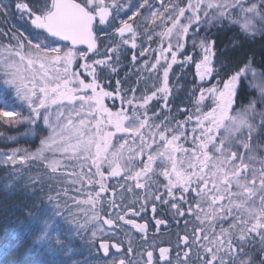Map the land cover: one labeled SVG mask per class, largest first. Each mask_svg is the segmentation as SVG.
I'll list each match as a JSON object with an SVG mask.
<instances>
[{
	"label": "snow or ice",
	"instance_id": "1",
	"mask_svg": "<svg viewBox=\"0 0 264 264\" xmlns=\"http://www.w3.org/2000/svg\"><path fill=\"white\" fill-rule=\"evenodd\" d=\"M9 8L6 0H0V128L18 130L24 126L26 130L19 134L25 137L38 136L40 129L47 132L34 150L17 147L0 151V166L11 169L0 182V191L6 193L5 198L16 192L31 197L22 218L11 229L14 246L26 245L35 257L34 264H90L92 252L99 249L107 256L109 244L99 242L97 232L103 235L100 224L115 221L105 220L97 211L89 216L83 208L88 205L95 210L109 191L104 182L106 166L108 178L120 177L144 190L140 211L151 197L153 213L155 202H160L174 209L176 215H191L198 222L191 241L187 234L180 238L185 250L183 258L177 250V264H264V158L257 160L255 156L256 152L264 156V72H258L249 59L223 82L222 88L198 89L195 111L177 109L178 115H174L169 106L172 66L193 60L191 55L178 60L190 29L193 47L202 26L207 30L224 20L239 25L248 38L264 36V0H142L138 5L131 0H33L31 4L16 0V12L29 25L24 31L7 28ZM129 8H135L130 15L126 11ZM140 9H145L146 15L141 16ZM121 13L127 18L122 19ZM137 16L144 23L134 27L129 21ZM157 20L161 21L160 32L149 28V21L155 25ZM109 29H114L119 43L113 38L105 59L93 58L88 63L89 53H98V33L107 35ZM141 34L140 56L149 51L153 37H158L157 48L151 51H158L159 56L154 57V63L145 60L142 70L159 75L162 69V80L151 90L142 89L139 97L136 88L129 89L132 95L121 97L129 108L113 112L103 101L114 93L103 89L97 69L117 72L122 49L129 44L137 49ZM215 43L209 36L199 40L203 56L195 67L201 81L211 78L213 72L219 75L213 65ZM77 45H87V49L76 51ZM114 56L115 61L109 63ZM78 58L85 61L79 67L91 77L90 82L72 70ZM131 59L136 61L135 53ZM242 78L250 90L258 89L259 95L233 115ZM116 85L118 94L119 80ZM209 98L210 110L204 111V101ZM153 100L162 107L150 108ZM66 108L71 111L66 112ZM0 137L17 142L16 136L2 131ZM36 163L49 177H55L62 168L78 167V171L68 173L71 185H80L75 191L79 193L85 184H98L99 189L94 194L89 192L86 199L70 196L67 188L46 184L42 176H25ZM161 176L166 181L163 191L153 180ZM120 207L110 200L111 209ZM124 211L139 214L135 208ZM81 214L85 216L83 222ZM117 219L123 221L125 216L118 214ZM127 223L141 233L147 232V223ZM187 224L185 220L186 228ZM76 241L87 255L76 248ZM126 251H133L131 244ZM169 252V248L159 249V259L166 264H172ZM146 256L147 264H152V251ZM112 264H125V260Z\"/></svg>",
	"mask_w": 264,
	"mask_h": 264
},
{
	"label": "trees",
	"instance_id": "2",
	"mask_svg": "<svg viewBox=\"0 0 264 264\" xmlns=\"http://www.w3.org/2000/svg\"><path fill=\"white\" fill-rule=\"evenodd\" d=\"M10 3L9 16L6 20V25L8 29L13 31L19 30L23 31L21 28H29L26 18H21L20 14L16 12L14 4L16 0H8ZM31 4L33 0H28ZM132 2V1H131ZM15 25H14V24ZM18 25V27H17ZM14 26V28H13ZM104 35L98 33L100 39L98 40V53H89L88 63H91V60L94 59H105V50L109 44V41L113 38L116 43H119V37L114 36L113 33ZM192 30L190 29L189 36L183 52L178 54V60H182L184 56L191 55L193 60L183 66L180 63L174 64L169 73V86L173 89L172 95L169 97V106L172 108V113L178 115L177 109H186L189 112L195 111L193 105L195 104L197 98L199 97L198 89H208L214 85L222 88L223 82H225L229 76L238 68L242 67L249 59L252 60L253 67L257 69L258 72H264V36H257L255 39L246 37L240 30L239 25L231 24L228 20H224L222 23H213V25L207 30L205 27H201L200 32L196 36L197 46H192ZM204 36H209L212 40H215V51L216 56L213 61L214 67L219 71V75L216 72H213L211 78L206 79L207 81H201L197 75L195 64L199 62L202 58L203 53L199 48V40ZM127 38V37H126ZM143 39L137 37V49H132L130 44L124 47L120 53L119 64L116 65L118 68L117 72H111L108 70L97 69V73L100 77V84L103 86V89L108 92H113L112 97H104V104L111 109L113 112H117L121 107L129 108V106L121 102V97L125 99L132 95L129 91L131 88H136L137 91L135 95L139 97L142 94V89L147 87L149 90L152 89V86L159 84L162 80V69H160L159 75L156 72H153L151 75L147 71H143L144 61L148 60L149 63H154V57L159 56V52L155 53L151 51L153 48H157V40L151 42V47L145 56H140V45ZM145 42V46H147ZM114 46V45H113ZM166 47V44H165ZM133 53L136 54V61H132L131 57ZM170 56V54H168ZM115 61V56L113 63ZM85 61L80 59L75 68V71L81 73L82 78L86 82L91 81V77L84 71L83 68H80L79 65L83 64ZM163 63V60L161 61ZM159 69V66H157ZM139 73V74H138ZM177 77L179 78L177 81ZM120 81V91L117 94V85L116 81ZM218 81L220 82L218 84ZM256 98L253 93L249 90L247 84L244 83L243 78L241 82V89L238 91L237 101L234 105L233 115L237 111H241L245 105L248 104L250 99ZM207 100V99H206ZM212 103V102H211ZM205 111L210 110L209 106ZM161 108L162 104H158L156 100H153L149 105L152 107ZM257 108H260V104L257 103ZM180 119H184L183 115L179 116ZM26 130L22 126L18 130H8L0 128V131L4 132L7 136L17 135ZM39 131V137L42 138L46 136V132L42 129ZM221 134L224 133V129H221ZM121 134H117L119 136ZM255 140V137L253 138ZM40 139H37L35 142H25L20 140L17 143H6L3 137H0V151L7 152L15 147H28L33 150L38 147ZM114 144L117 141L114 139ZM30 144V145H29ZM188 146V145H186ZM256 159H262L264 156L260 152L255 153ZM159 163V161L157 162ZM259 166V165H257ZM32 171L25 173V176L34 175L42 176L45 179V183H51L53 187L56 188H67L69 190L70 196H76L77 198L86 199L88 193L94 189L95 192L99 189V185H87L85 184L81 188L80 192L77 193L75 188L79 186H67L66 177L61 172H58L55 177H49L45 169L39 164L30 165ZM68 171L73 169L67 168ZM67 169H65L67 171ZM105 184L108 185L109 191L103 194V200L101 204H98L95 211L99 212V215L106 219H113V215H124L125 219L123 221L118 220V225L114 228L115 230L120 231V227L123 229L130 225V229L135 234V246L132 248L131 253H127V248L129 245L124 242L123 238L120 239V244L122 245V250L126 256L125 261L129 264L130 261L135 259H143L147 262V251H152L153 260L152 264H166V261L159 259V249L160 248H169V259L172 260V264H177L176 252L177 250L181 253V258H183V252L185 250L184 245L180 243V238L184 235H189L191 241L192 229L198 225V222L194 220L193 216L187 215L185 217H180L176 215L174 209L170 208L166 204H161L160 202L156 203V212L153 213L151 210L152 200L149 197V203L147 207L140 211V205L143 201V191L142 189L135 188L134 182L127 181L123 178H108L107 177V167L104 168ZM10 168H4L0 166V182L4 181L5 175L10 172ZM99 179V177H96ZM153 180L156 182L157 186L160 187V190L163 191L162 184L165 183L164 178L161 176L159 178L153 177ZM143 182V180L141 181ZM123 185V187H121ZM128 187L132 188L131 192L126 191ZM113 192L115 195H113ZM94 194V193H93ZM179 195V193H177ZM6 193L0 191V264H34L35 257L27 251V246L21 244L16 247L15 240L12 236L11 229L15 222L22 218L23 209L27 204L31 203V197L26 195L23 192H16L15 195L8 196L5 198ZM167 198V197H165ZM115 200L118 205H121L120 208L111 209L110 200ZM189 200L192 199L191 196L188 197ZM183 206V205H182ZM125 208H135L139 214H134L132 211L125 213ZM128 220H134L137 224L147 223V232L141 233L138 229L132 224H128ZM156 220H163L166 223L159 226L156 225ZM185 220L188 221L187 228L185 227ZM106 224V223H104ZM227 227V225H225ZM109 243H117L114 239L107 240ZM180 244L179 249L177 245ZM76 248L79 249L84 255H87V250L83 249L79 241H76ZM98 248V245H97ZM143 253V255H142ZM195 246L192 249V258H195ZM92 264H105L108 259L103 257L101 251L92 252ZM142 255V256H141Z\"/></svg>",
	"mask_w": 264,
	"mask_h": 264
},
{
	"label": "rangeland",
	"instance_id": "3",
	"mask_svg": "<svg viewBox=\"0 0 264 264\" xmlns=\"http://www.w3.org/2000/svg\"><path fill=\"white\" fill-rule=\"evenodd\" d=\"M132 2V4H134V5H138V3L139 2H142V0H131ZM6 2L10 5V3H9V1L8 0H6ZM152 2V0H150V3ZM165 2L167 3V0H165ZM157 6H158V3H157ZM10 11V10H9ZM127 11V14L128 15H130L131 14V12L132 11H135V8H129V9H127L126 10ZM140 12H141V16H144V15H146V12H145V9H140ZM233 14L235 15L236 14V10L234 9L233 10ZM141 16H137L136 18H135V21H129L130 23H133L134 24V27L135 26H137V25H140V24H143L144 23V21H142L141 20ZM121 18L122 19H126L127 18V15H125V13H121ZM237 18H238V16H237ZM160 23H161V21L160 20H157L156 21V24L155 25H152L151 23H150V21H149V28H150V30H151V28H156V31L157 32H160V31H162L163 29L162 28H160V27H158V25H160ZM14 24V23H13ZM15 25V24H14ZM169 26H170V22H169ZM17 27H18V25H17ZM105 27H107V26H105ZM23 31L24 30H26V29H28V27H26V28H21ZM138 38H141V39H143L144 40V36H143V34H141V35H139L138 36ZM155 40H158V37H156V36H154L153 37V41H155ZM152 41V42H153ZM64 43V42H63ZM64 44H67V43H64ZM147 44V43H146ZM68 46L70 47V45L68 44ZM76 51H81L82 49H75ZM80 59L78 58L77 59V61L72 65V70L73 71H75V66H76V64H77V62L79 61ZM205 81H207V80H205ZM250 90V89H249ZM252 93H253V95L257 98L258 97V95H259V91H258V89H252V90H250ZM211 103L212 101H211V98H209V99H207V100H205L204 101V107H203V110L205 111L206 110V108L208 107V103ZM212 104V103H211ZM65 111L66 112H70L71 111V108H66L65 109ZM242 111V110H241ZM44 132H46V131H44ZM46 135H47V132H46ZM13 136H16L17 137V142L18 141H20V140H24L25 142H35L37 139H40V138H38L40 135H38V136H36V137H31V136H27V137H25V136H22V135H20V134H17V135H13ZM4 141H5V139H4ZM6 143H12V144H14V143H17V142H9V141H5ZM39 143H40V140H39ZM30 145V144H29ZM40 145V144H39ZM38 145V146H39ZM19 147H21V146H19ZM28 147H30V146H28ZM28 147H26V148H28ZM15 148H17V147H15ZM22 148H24V147H22ZM28 149H32V148H28ZM69 168H71V169H73L72 171H78L79 169H78V167H75V166H69ZM62 171H63V174L65 175V177H66V181H67V183L68 184H66L67 186H73V185H71V183H70V181L72 180V176H70V175H68V173H70V172H72V171H68V169H67V171L64 169V168H62L59 172H61L62 173ZM75 187L76 186H79L78 184L77 185H74ZM73 186V187H74ZM92 191H94V189H92ZM92 191H90V192H92ZM92 193H94V192H92ZM78 199H81V198H78ZM84 199V198H83ZM83 208H84V212L85 213H87L89 216L92 214V212L93 211H95V210H93V209H91L88 205H84L83 206ZM80 219H81V222H83V220L85 219V216L83 215V214H81V216H80ZM113 220L115 221V223L114 224H112V225H108L107 223L106 224H100V227H102L103 229H104V234L102 235L99 231L97 232V239H98V241L99 242H108L107 240H110L111 238L112 239H114V241H116L117 243H115L114 245H119L120 247L119 248H121L122 247V245L120 244V239L119 238H123V240H124V242H126L128 245L129 244H131V247L133 248L134 246H135V234H134V232L130 229L131 227H130V225L129 226H127V227H125L124 229L122 228V227H120L121 229H120V231L119 230H115L114 228L118 225V219H117V215L116 216H114L113 215ZM95 223H97V224H99L100 222L99 221H96ZM115 226V227H114ZM88 227L91 229L92 227H93V225H92V223H90L89 225H88ZM98 245V244H97ZM111 247H112V245H111ZM84 249V248H83ZM114 252V251H113ZM114 255V254H113ZM142 256V255H141ZM114 256H112L111 258H108V260L109 261H107V263H105V264H112V262L115 260V261H118L119 259H124L125 260V258H126V256L125 255H117L116 254V256L113 258ZM132 264H147V262H145V260L143 261V259H138L137 257L135 258V259H133L132 261ZM90 264H92V262H90Z\"/></svg>",
	"mask_w": 264,
	"mask_h": 264
},
{
	"label": "flooded vegetation",
	"instance_id": "4",
	"mask_svg": "<svg viewBox=\"0 0 264 264\" xmlns=\"http://www.w3.org/2000/svg\"><path fill=\"white\" fill-rule=\"evenodd\" d=\"M111 33H113L114 34V29H110V31H109V34H111ZM126 37H127V34H126ZM108 244H109V258H111L112 256H116V254L117 255H124L125 253H124V251L122 250V247L121 248H119V249H117L115 246H114V244L115 243H109V242H107ZM111 245H112V247H111ZM114 251V252H113ZM114 254V255H113ZM113 257V258H114ZM125 264H128V263H126V261H125Z\"/></svg>",
	"mask_w": 264,
	"mask_h": 264
},
{
	"label": "water",
	"instance_id": "5",
	"mask_svg": "<svg viewBox=\"0 0 264 264\" xmlns=\"http://www.w3.org/2000/svg\"><path fill=\"white\" fill-rule=\"evenodd\" d=\"M66 43H68V42H66ZM76 48L87 49V45H77ZM100 250H101V252H102V254H103V250H102V249H100ZM108 255H109V253H108ZM108 255H107V256H104V255H103V256L106 258V257H108Z\"/></svg>",
	"mask_w": 264,
	"mask_h": 264
}]
</instances>
